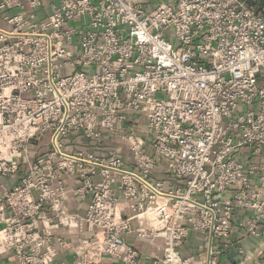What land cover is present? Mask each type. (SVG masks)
<instances>
[{
    "label": "built area",
    "instance_id": "1",
    "mask_svg": "<svg viewBox=\"0 0 264 264\" xmlns=\"http://www.w3.org/2000/svg\"><path fill=\"white\" fill-rule=\"evenodd\" d=\"M259 2L0 0V253L51 264L50 230H75V246L55 237L73 264H141L134 231L162 239L151 264H195L194 232L206 264H264Z\"/></svg>",
    "mask_w": 264,
    "mask_h": 264
},
{
    "label": "crops",
    "instance_id": "2",
    "mask_svg": "<svg viewBox=\"0 0 264 264\" xmlns=\"http://www.w3.org/2000/svg\"><path fill=\"white\" fill-rule=\"evenodd\" d=\"M144 2H147V0H143ZM168 0H158L156 4L160 2H166ZM73 143V137L65 141V149L66 152H72L71 145ZM80 144L75 146V149H79L82 151H88L93 150L97 154H105L108 148L104 149H97V147L94 146L93 142H79ZM110 146L111 143H110ZM123 154L126 158H130V153L127 151H123ZM154 172H157L156 176L159 178H154L153 174L151 175V178L154 181H162L167 179V174L163 173L161 170H156ZM21 172L19 171V176ZM94 179L98 180L97 176L94 177ZM17 183V180H9L6 182L7 188L12 187ZM66 184V193L64 195L65 203L68 206V209L71 212H78L80 215H84L87 203L86 201L81 200L74 192L75 188L78 186V182L74 178H66L65 181ZM117 214L119 216H129L131 215L130 211L128 210L126 204L124 202H120ZM133 226H136V221H133ZM51 240L50 244L54 246L55 252L53 255V261L51 264H73L74 261V252L72 250H64L58 241H56L55 237H59L61 235L62 240L65 243L71 244L75 246L78 243L79 237H77V232L75 230H69L66 232H62L61 229H53L50 230ZM80 237H88L90 233L87 231L86 228L82 230V232L79 234ZM128 241H130L134 246L139 249L141 254L140 263L141 264H151V257L159 253V247L162 245V239L158 238L155 240L154 243H151L149 240L145 239H139L135 232L133 231L128 235ZM182 255L184 257L193 256L195 260V264H206L207 254L205 249L203 248V240L200 234L198 233H190L189 237L185 241L182 249H181ZM202 253V254H200ZM233 253L231 252H224L222 254V261H225L227 258H233ZM103 261L105 264L111 263V264H119L116 261H111L109 258L104 257ZM0 264H18L17 258L13 255L12 252H5L0 253Z\"/></svg>",
    "mask_w": 264,
    "mask_h": 264
},
{
    "label": "rangeland",
    "instance_id": "3",
    "mask_svg": "<svg viewBox=\"0 0 264 264\" xmlns=\"http://www.w3.org/2000/svg\"><path fill=\"white\" fill-rule=\"evenodd\" d=\"M157 1H158V0H147V4H146L145 6H146L147 8H149V9H151V8H153V7L156 5ZM261 2H262V4L264 5V0H261ZM2 28H4V29H8L9 27H8L6 24H2ZM257 84H258V85L264 84V79L259 78ZM111 145H114V143H111ZM156 174H157V172H153V176H154L155 179H156V178H159V177L156 176ZM200 254H202V253H200ZM260 257H261V258H264V255L262 254ZM262 260H263V259H262Z\"/></svg>",
    "mask_w": 264,
    "mask_h": 264
},
{
    "label": "bare ground",
    "instance_id": "4",
    "mask_svg": "<svg viewBox=\"0 0 264 264\" xmlns=\"http://www.w3.org/2000/svg\"><path fill=\"white\" fill-rule=\"evenodd\" d=\"M158 199H159L160 201H163V200H164V198H163V197H159Z\"/></svg>",
    "mask_w": 264,
    "mask_h": 264
},
{
    "label": "water",
    "instance_id": "5",
    "mask_svg": "<svg viewBox=\"0 0 264 264\" xmlns=\"http://www.w3.org/2000/svg\"><path fill=\"white\" fill-rule=\"evenodd\" d=\"M259 5H262V2H259Z\"/></svg>",
    "mask_w": 264,
    "mask_h": 264
}]
</instances>
